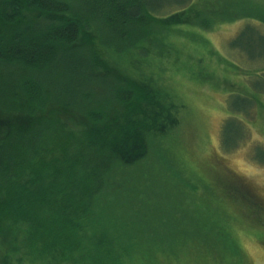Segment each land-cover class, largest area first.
Wrapping results in <instances>:
<instances>
[{"label": "trees", "instance_id": "1", "mask_svg": "<svg viewBox=\"0 0 264 264\" xmlns=\"http://www.w3.org/2000/svg\"><path fill=\"white\" fill-rule=\"evenodd\" d=\"M247 1L0 0V264H230L228 251L245 264L242 242L264 250V201L225 175L200 115L203 90H222L228 152L264 111V65L248 72L204 37L245 21L228 48L244 60L250 31L264 61V2ZM173 36L186 51L168 56Z\"/></svg>", "mask_w": 264, "mask_h": 264}, {"label": "rangeland", "instance_id": "2", "mask_svg": "<svg viewBox=\"0 0 264 264\" xmlns=\"http://www.w3.org/2000/svg\"><path fill=\"white\" fill-rule=\"evenodd\" d=\"M163 1L164 3H168V1L175 0ZM240 2L248 1L240 0ZM246 5L247 4H243V8H245ZM242 10L244 11V9ZM243 22L245 21H239L231 25L220 26L214 31H210L204 34V37L218 53L226 57L228 60L235 62L236 64H239L241 66L247 67L248 72H252V67L255 68L257 71L263 68L262 65H264V61L260 62V58L257 57L261 52V49H259L261 43L257 41L256 34L249 31V33H251V39H249L247 43L248 49L245 52L246 54L244 55V60H242L239 56H236L237 54L241 55L239 54L240 52L238 48L234 49L233 47H230L231 51L228 48V42L230 41L229 39L232 36H235L238 30L242 27ZM169 40L171 42L170 46L168 47L166 45L163 48L165 49V51L162 52L167 53L168 56H171L175 50V47L178 49V45L181 44L179 42H181L183 39H178V37L174 38L173 36ZM243 42H245L246 44L245 39L243 40ZM250 45H252V47H250ZM178 50L184 52L186 51L183 49ZM248 53H250V55ZM255 56L256 58L254 59L253 57ZM259 62L262 64H259ZM205 90L203 91L205 92V96L207 97L203 103L204 107H202L200 110V115L202 116V119L205 122L204 127L207 130L205 132H208L210 145L215 151L214 153L216 154V157L218 158L217 164L220 167L224 168L225 175L230 174L233 177L235 176L238 185L242 187L246 192L249 193L250 191L256 198H259L260 201H264V164H258L257 162L251 159L253 150H255L256 147L261 146V148L264 149V131L261 125V122L264 121V111L261 110V107L258 108L257 105L256 107L254 106L250 111L249 115H247L246 119L244 120V123L246 124L244 132H246V135L243 141L231 151H222L220 148L221 126L225 123L228 118V114L225 110L226 95L222 92V90H220L218 93ZM262 102L264 103V98ZM235 125L236 124H230L226 126V129H224L223 131V142L224 140H226L227 144H230V138L226 137V133L229 128ZM161 130L162 129H158V131ZM154 131L156 132V129ZM258 230L264 231V222L261 227H258ZM241 248L242 253L244 255L243 259L245 264H264V250L261 249L257 245V243L242 242ZM224 254H226V262H229L230 264L234 262L230 258V251H228V253L225 252ZM147 255L153 257L155 254L147 252ZM211 255L212 253L210 254V256ZM207 262L214 264L212 257H210V259L208 258Z\"/></svg>", "mask_w": 264, "mask_h": 264}]
</instances>
